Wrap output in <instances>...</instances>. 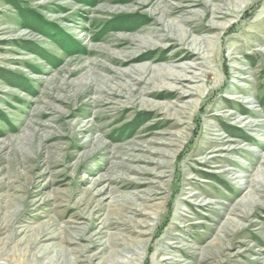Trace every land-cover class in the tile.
Here are the masks:
<instances>
[{"label":"rangeland","instance_id":"rangeland-1","mask_svg":"<svg viewBox=\"0 0 264 264\" xmlns=\"http://www.w3.org/2000/svg\"><path fill=\"white\" fill-rule=\"evenodd\" d=\"M0 264H264V0H0Z\"/></svg>","mask_w":264,"mask_h":264},{"label":"bare ground","instance_id":"bare-ground-1","mask_svg":"<svg viewBox=\"0 0 264 264\" xmlns=\"http://www.w3.org/2000/svg\"><path fill=\"white\" fill-rule=\"evenodd\" d=\"M188 20V19H187ZM205 32V31H204ZM203 33V32H202ZM184 36V34H181V37H183ZM165 40V39H164ZM206 40V39H205ZM208 40V39H207ZM180 41V40H179ZM197 42V41H196ZM150 43V42H149ZM198 44V43H197ZM203 44H205L204 42H203ZM198 46V45H197ZM201 46V45H200ZM179 52V51H178ZM191 52V51H190ZM201 55V54H200ZM191 57V55H184V56H182L181 57V59H186V58H190ZM201 57V56H200ZM205 59V58H204ZM178 60V59H177ZM183 65V64H182ZM186 65V64H185ZM194 67V66H193ZM179 68H181V71H180V74H177V76L175 75V73L173 74L174 75V77H177L178 78V80L180 79V80H183V82L185 83V82H187V80H186V70L187 69H190V67H188L187 65L186 66H184V67H179ZM191 70V69H190ZM167 71V70H166ZM165 71V72H166ZM164 72V73H165ZM162 74V73H161ZM166 74V73H165ZM169 75V74H168ZM163 78V77H162ZM164 78H165V76H164ZM196 80V79H195ZM188 84V83H187ZM183 89V88H182Z\"/></svg>","mask_w":264,"mask_h":264},{"label":"trees","instance_id":"trees-1","mask_svg":"<svg viewBox=\"0 0 264 264\" xmlns=\"http://www.w3.org/2000/svg\"><path fill=\"white\" fill-rule=\"evenodd\" d=\"M109 23H111V22H109Z\"/></svg>","mask_w":264,"mask_h":264}]
</instances>
